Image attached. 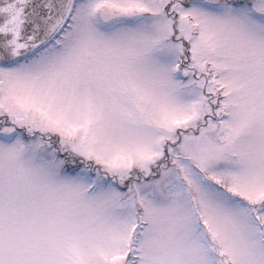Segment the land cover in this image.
Masks as SVG:
<instances>
[{
	"label": "snow or ice",
	"instance_id": "obj_1",
	"mask_svg": "<svg viewBox=\"0 0 264 264\" xmlns=\"http://www.w3.org/2000/svg\"><path fill=\"white\" fill-rule=\"evenodd\" d=\"M0 264H264V0H0Z\"/></svg>",
	"mask_w": 264,
	"mask_h": 264
}]
</instances>
